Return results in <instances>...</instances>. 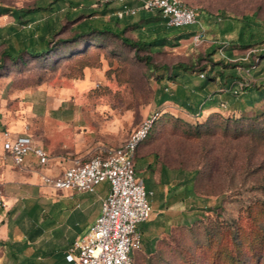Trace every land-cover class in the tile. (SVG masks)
I'll list each match as a JSON object with an SVG mask.
<instances>
[{
	"label": "rangeland",
	"instance_id": "obj_1",
	"mask_svg": "<svg viewBox=\"0 0 264 264\" xmlns=\"http://www.w3.org/2000/svg\"><path fill=\"white\" fill-rule=\"evenodd\" d=\"M35 1L39 0H0V4L26 7ZM181 2L202 15L204 40L193 45L189 37L180 40L177 46H165L154 56L157 63L190 64L202 56L204 47L219 41L230 43L243 15L254 14L253 18L264 28V0ZM113 3L118 5L115 0ZM12 22L9 15H0V27ZM62 22L64 29L55 39H67L71 35L72 23L64 19ZM70 44L58 42L47 61L16 67L20 75L32 79L24 89L9 90L6 83L11 76L0 77V116L20 126L19 131L7 125L5 129L31 135L44 149L46 142L57 146L55 141H59L61 147L63 139L67 142L77 129L85 141L83 147L93 148L92 156L101 147L118 146L142 118L159 109L155 89L161 84L156 83L152 72L117 38L104 37L97 42L94 37L88 39L79 48L82 53L77 54L84 57L83 62L91 64L82 73L79 60L66 56L78 46ZM68 49L70 52L66 53ZM257 49L258 52L234 50L235 57L244 55L246 58L238 59L247 62L252 53L263 54L256 67L243 71L251 74V70H257V75L244 77L247 81L256 77L264 81V45ZM214 56L219 57L218 50ZM3 69L10 73L15 67L5 65ZM195 80L203 83L201 78ZM192 86L184 90L189 95L195 92ZM165 111L168 114L158 121L144 142L146 149L168 167L187 170L178 175L164 170L162 178L168 181L166 207L183 212L192 207L196 213L205 211L207 218L189 231L177 233L169 248L159 255L141 258L134 264H264V100L235 117L223 115L205 123L202 117L176 106ZM60 116L71 119V123H61ZM68 159V154L49 152L46 165L37 167L38 172L40 175L59 173L68 165ZM136 174L147 178L144 171ZM194 178L198 197L206 199L204 205L187 196L185 179ZM37 183L46 197H54L53 190L44 186L41 178ZM102 185L95 190L102 192ZM61 204L60 200L46 206L59 229L67 219L65 212L60 211ZM193 210L191 213H195Z\"/></svg>",
	"mask_w": 264,
	"mask_h": 264
},
{
	"label": "trees",
	"instance_id": "obj_2",
	"mask_svg": "<svg viewBox=\"0 0 264 264\" xmlns=\"http://www.w3.org/2000/svg\"><path fill=\"white\" fill-rule=\"evenodd\" d=\"M112 2L113 0H39L26 7H9L0 4V15H9L13 20L10 25L0 27V76L10 75L11 86L15 89L26 88L32 79L27 75H20V70L16 67L25 66L28 62L45 59L47 61L49 52L58 42H69L71 46L78 45L73 53H69L68 49L66 53L69 54L66 56H70L74 61L79 60V70L82 73V70L91 64L83 62L84 57L77 55L82 53V49L79 48L92 37L95 38L96 42L104 37H114L130 48L133 56L152 72L156 83L161 84L155 89L157 95L155 103L159 107L164 102L170 101L181 110L199 117L202 110L200 104L205 98L204 95L192 93L179 97L172 90H168L165 83H179L181 77L190 75L199 77L201 73L204 74V77L201 78L203 83L197 87L198 90L205 91L204 88L214 89V86L223 88L228 92L225 96L227 103H223L224 106H221L224 109L209 112L203 117V123L210 118L216 119L223 115L235 117L238 112L252 109L264 100V82L247 81L244 78L246 75L252 77L257 75V70H251V74L243 72L245 68L256 67L263 54L252 53L253 57L248 54L249 62L239 60L238 58L241 57H235L234 54L235 49H257V47L264 45V28L260 22L253 18L254 14L250 16L243 15L240 18L241 24L237 28L234 38L223 48L224 56L237 61H229L220 54L216 58L214 55L219 48V44L212 43L201 49L202 56L193 60L190 64L183 62L168 64L166 62L157 63L154 56L163 47L177 46L180 40L189 38L194 33L195 27L167 26L165 19L158 11L143 9L139 10L136 15L119 17L115 12L123 4L130 6V3L122 1L119 6H114ZM93 4H97V6L93 7ZM196 15L203 21V17L199 12H196ZM62 19L72 23L69 28L71 35L67 39H55L64 29ZM255 59L257 60L255 61ZM5 65H14V72H5L3 69ZM253 65L254 67H252ZM240 81H245V84L240 86ZM234 90L236 93L233 92ZM156 112L158 115L153 121L147 136L134 151L133 165L135 171L143 169L144 172L151 174L154 168L157 167L161 172L168 169L173 175L187 172V170L180 167H168L166 163L159 161L155 153L151 151H148L152 157L150 163L143 164L141 161L137 164L136 159L141 160V157H138L141 155L140 151H147L144 142L150 136L158 121L168 114L165 108L158 109ZM140 178L146 188L151 186L148 176L147 178ZM190 191L195 196H199L196 190L195 178L191 181ZM198 201L204 205L206 199L201 197ZM205 218H207V213L202 211L199 217L167 230L166 236L159 239L151 252L145 253L146 255H137L135 258L131 257L130 264H134L141 258L149 259L159 255L164 249L169 248V243L174 241V236L177 233L189 231Z\"/></svg>",
	"mask_w": 264,
	"mask_h": 264
},
{
	"label": "crops",
	"instance_id": "obj_3",
	"mask_svg": "<svg viewBox=\"0 0 264 264\" xmlns=\"http://www.w3.org/2000/svg\"><path fill=\"white\" fill-rule=\"evenodd\" d=\"M115 1L118 5L113 3L114 6H119L122 1H128L130 6H137L140 3V0ZM196 78L200 79L195 75L184 76L180 78L179 83H168L166 86L174 94L183 97L187 94L184 90L193 85L195 92L192 93L205 97L200 104L202 108L200 117L202 118L209 112L223 110L224 108L221 106H224L223 103H227L225 96L228 92L214 86V89L198 90L197 87L201 82L195 80ZM254 80L264 82L257 77ZM6 87L9 90H18L11 86V78L7 81ZM174 106L176 105L169 101L161 104L159 109L174 108ZM59 119L61 123L67 125L71 123V119H66L63 116H60ZM8 122L6 118L0 116V131L5 129L6 125L14 131H19V124ZM55 142L57 146L53 145V142L52 145L46 142L44 150L47 157L49 152L58 155L68 154V165L65 168L72 165V160H86L93 150V148L88 149V146L83 147L85 141L82 135L77 133V129L71 136H68L67 142L63 139L61 147L58 146L60 145L59 141ZM140 154L138 157H141L140 161L143 164L150 163L152 157L148 151H140ZM37 167H39L37 161L31 154L25 156L22 165H14L0 146V264H70L64 257L68 247L78 235L86 231L98 216L101 200L108 191V183L105 185L104 182H101L104 189L102 192L95 189L93 192L52 189L54 197H46V193L41 191L37 183L40 178ZM47 172L51 171L47 169ZM61 172L49 175L56 176ZM162 174L163 171L161 172L157 167L151 174L147 173L151 186L145 188L150 192L148 199L151 205V214L146 221L137 225L140 246L139 249L131 253L133 258L151 252L159 239L166 236L167 230L181 223L189 222L200 215L192 207L187 208L186 212L166 207L168 181L162 178ZM185 182L187 196L192 197L195 202H199V198L190 191L191 180L185 179ZM60 200L62 203L60 211L67 215L66 224L62 229H59V224L50 217V210L46 208L49 203H59ZM195 206L199 210L196 203ZM191 210L195 213H191Z\"/></svg>",
	"mask_w": 264,
	"mask_h": 264
},
{
	"label": "built area",
	"instance_id": "obj_4",
	"mask_svg": "<svg viewBox=\"0 0 264 264\" xmlns=\"http://www.w3.org/2000/svg\"><path fill=\"white\" fill-rule=\"evenodd\" d=\"M141 9L158 11L167 26H194L195 31L190 36L193 45L204 40L203 22L197 17L195 9L181 0H140L137 6L123 4L115 14L119 17L134 15ZM218 44L219 54L234 61L235 59L228 58L223 53L228 42L219 41ZM199 77L203 78L204 74H199ZM244 84L245 81L239 82L240 86ZM233 92L236 93L235 90ZM157 115L155 111L142 118L118 146L101 147L86 160L73 161L59 175H40L42 184L54 190L93 192L97 184L104 181L109 183L108 193L101 200L98 216L85 232L71 242L65 253V260L70 264L131 263V253L140 246L137 225L146 221L151 214L148 199L150 192L136 174L133 156ZM0 146L17 166L24 163L28 154L35 158L39 167H44L48 161L44 148L35 143L27 133H13L3 129L0 131Z\"/></svg>",
	"mask_w": 264,
	"mask_h": 264
}]
</instances>
